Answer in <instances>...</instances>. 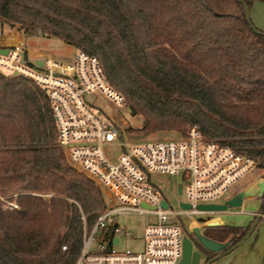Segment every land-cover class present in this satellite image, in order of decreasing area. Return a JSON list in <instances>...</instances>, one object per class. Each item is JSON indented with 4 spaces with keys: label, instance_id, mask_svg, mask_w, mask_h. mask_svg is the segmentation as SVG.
<instances>
[{
    "label": "trees",
    "instance_id": "trees-1",
    "mask_svg": "<svg viewBox=\"0 0 264 264\" xmlns=\"http://www.w3.org/2000/svg\"><path fill=\"white\" fill-rule=\"evenodd\" d=\"M254 1L0 0V29L96 57L126 108L142 118L143 135L183 137L197 126L205 142L264 173V30L245 19ZM0 195V264H76L106 207L99 188L57 147L45 92L1 72ZM257 214L264 216V192ZM255 218L201 234L229 243L224 252ZM196 244L207 260L224 256Z\"/></svg>",
    "mask_w": 264,
    "mask_h": 264
},
{
    "label": "built area",
    "instance_id": "built-area-1",
    "mask_svg": "<svg viewBox=\"0 0 264 264\" xmlns=\"http://www.w3.org/2000/svg\"><path fill=\"white\" fill-rule=\"evenodd\" d=\"M0 72L29 80L45 92L57 147L104 197L106 207L84 235L76 264H179L183 240L179 219L190 222L205 214L198 211L199 205L215 200L222 204L240 181L257 171L253 160L205 142L197 126L178 139L120 144L118 154L108 155L104 147L114 143L118 132L94 112L85 97L100 96L118 107L125 104L124 98L108 84L100 61L81 51L68 62L44 57L38 66L27 60L24 48L13 47L0 53ZM163 177L175 179L171 192L161 186ZM179 186L184 202L179 200ZM171 198L179 200L178 208H171ZM180 203L190 210L181 209ZM129 214L151 217L140 252L119 248L120 236L130 233L120 227L118 217Z\"/></svg>",
    "mask_w": 264,
    "mask_h": 264
},
{
    "label": "rangeland",
    "instance_id": "rangeland-1",
    "mask_svg": "<svg viewBox=\"0 0 264 264\" xmlns=\"http://www.w3.org/2000/svg\"><path fill=\"white\" fill-rule=\"evenodd\" d=\"M249 17L252 24L259 30H264V2L256 0L249 8ZM1 30V29H0ZM3 31H12L3 27ZM25 46L32 49H45L53 53V56L58 61H71L77 52L74 48L63 44L56 39H47L43 37H29L26 38ZM86 102L92 106L94 112L102 118L106 123L114 127L118 136L114 143L110 146L104 147L108 155L118 154V146L120 144L129 145L140 143L148 140H164V139H178L181 136L175 132H159L149 135H143L139 132L142 124L140 116H133L126 108L125 104L118 107L110 103L107 99L100 96L87 95ZM260 172V174L258 173ZM259 175L264 178V173L260 170L251 172L249 176ZM161 186L171 192V186L175 183V179L160 178ZM171 196V195H169ZM6 197L0 195V201H4ZM179 200L185 201L183 195L179 196ZM178 199L171 198V208H176ZM222 200H215L213 204H220ZM6 204V203H5ZM14 204V203H13ZM178 208V207H177ZM260 208V200L254 197L246 201L238 208L229 209L222 213L223 226L244 228L247 227L253 220L251 214L258 213ZM215 215V214H213ZM202 218H206L203 216ZM194 219H199L195 217ZM151 221V217L147 215L129 214L118 217L120 227L124 228L130 236H120V249L129 250L131 252H140L143 245V232L145 225ZM179 224L183 237L189 238L187 233L188 221L186 219H179ZM194 225V223H193ZM191 226V224H190ZM196 227H199L195 225ZM185 229V230H184ZM95 244V243H94ZM264 260V216L258 221L252 233L244 241V243L231 251L230 253L220 257L211 264H262Z\"/></svg>",
    "mask_w": 264,
    "mask_h": 264
},
{
    "label": "water",
    "instance_id": "water-1",
    "mask_svg": "<svg viewBox=\"0 0 264 264\" xmlns=\"http://www.w3.org/2000/svg\"><path fill=\"white\" fill-rule=\"evenodd\" d=\"M245 19L246 21H250L249 17V11L246 9L245 12ZM2 54H6L7 50L0 51ZM23 61V59H22ZM36 65L40 66L39 63ZM180 184V181H179ZM264 192V182H261L257 185L256 191L254 194L257 195V197H261ZM178 195L181 194V187H178ZM253 195V193L250 192H244V193H239L232 199H229L225 201L222 204H209V205H199L197 207L198 211L201 213H206V214H221L227 212L229 209H234L238 208L242 205V202L244 199L247 197ZM176 199V198H175ZM162 208L166 209L167 205L165 202L161 203ZM180 208L183 210H190V206L187 204L180 203L179 204ZM262 216L257 214L255 221L250 226L249 231L247 234L239 240L237 243L234 245H231L226 251L222 252L226 247L229 245V243H217L215 241H212L210 239L205 238L199 231L198 228H193L192 229V234L194 235L195 240L199 243V245L202 247V249L208 253L211 254H217L222 252V255H226L230 253L231 251L235 250L239 246H241L244 241L249 237V235L252 233L254 230L255 226L257 225L258 221L260 220ZM203 223V228H219L223 227V222L220 220V218L216 217L213 219L205 220L202 221ZM117 239L114 240V244H117ZM202 257H205V261L201 264H211L217 259L221 257V255L218 256H213L210 259L207 260V256L205 253L201 250H197L194 246V243L187 237H183L182 240V257L179 262V264H200Z\"/></svg>",
    "mask_w": 264,
    "mask_h": 264
},
{
    "label": "crops",
    "instance_id": "crops-1",
    "mask_svg": "<svg viewBox=\"0 0 264 264\" xmlns=\"http://www.w3.org/2000/svg\"><path fill=\"white\" fill-rule=\"evenodd\" d=\"M25 42H26V38L22 34L17 32L16 30L3 31V32H1V30H0V51H4V50H7V49H10L13 47H16V48L22 47V48H24L27 60L29 62H33L35 64L39 63L40 65H41V61L44 57H47V56L48 57H54L53 53L49 50L27 48L25 46ZM258 173L260 174L259 171H258ZM261 182H264V178L261 179L258 174L255 176H249V177L244 178L242 181H240L231 190V192L227 196V200L232 199L233 197H235L239 193H244V192L253 193V195H251V196H249L243 200L242 204H246L247 200H250L254 197H257V195L254 193L256 191L257 185ZM259 200H260V198H259ZM221 215H222V213L221 214H215V215L206 214V213L202 214V215H198L196 217H198L199 219H193L190 222L188 221L186 231L191 232L193 228H198L200 233H201V230L204 229L202 221L218 217L223 222ZM256 215H257V213L251 214L252 218H254ZM203 216H205L206 218H202ZM193 223H194V225H193ZM190 224H191V226H190ZM195 225H197L199 227H196ZM204 261H205V257H202L200 264L203 263Z\"/></svg>",
    "mask_w": 264,
    "mask_h": 264
},
{
    "label": "flooded vegetation",
    "instance_id": "flooded-vegetation-1",
    "mask_svg": "<svg viewBox=\"0 0 264 264\" xmlns=\"http://www.w3.org/2000/svg\"><path fill=\"white\" fill-rule=\"evenodd\" d=\"M186 234H188L189 239L194 243L195 248H196L197 250H200V249L198 248L197 244H196V240H195L194 235L192 234V232H187Z\"/></svg>",
    "mask_w": 264,
    "mask_h": 264
}]
</instances>
